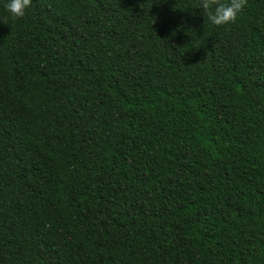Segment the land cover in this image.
<instances>
[{
  "label": "trees",
  "instance_id": "trees-1",
  "mask_svg": "<svg viewBox=\"0 0 264 264\" xmlns=\"http://www.w3.org/2000/svg\"><path fill=\"white\" fill-rule=\"evenodd\" d=\"M0 0V264H264V0Z\"/></svg>",
  "mask_w": 264,
  "mask_h": 264
},
{
  "label": "clouds",
  "instance_id": "clouds-1",
  "mask_svg": "<svg viewBox=\"0 0 264 264\" xmlns=\"http://www.w3.org/2000/svg\"><path fill=\"white\" fill-rule=\"evenodd\" d=\"M246 0H196L195 8L202 11L209 26H226L236 21ZM30 0H3L4 9L13 17H22Z\"/></svg>",
  "mask_w": 264,
  "mask_h": 264
}]
</instances>
